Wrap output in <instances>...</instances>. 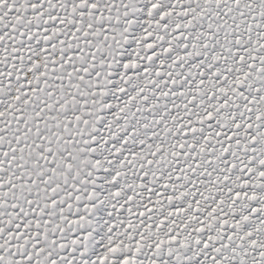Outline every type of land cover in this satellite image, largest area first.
<instances>
[{
  "label": "snow or ice",
  "instance_id": "snow-or-ice-1",
  "mask_svg": "<svg viewBox=\"0 0 264 264\" xmlns=\"http://www.w3.org/2000/svg\"><path fill=\"white\" fill-rule=\"evenodd\" d=\"M0 264H264V0H0Z\"/></svg>",
  "mask_w": 264,
  "mask_h": 264
}]
</instances>
